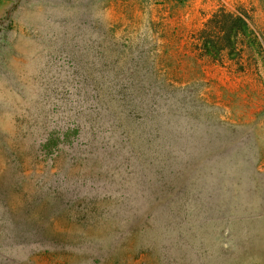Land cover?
<instances>
[{"label":"rangeland","instance_id":"obj_1","mask_svg":"<svg viewBox=\"0 0 264 264\" xmlns=\"http://www.w3.org/2000/svg\"><path fill=\"white\" fill-rule=\"evenodd\" d=\"M220 12L264 43V0H0V264H264V59L203 56Z\"/></svg>","mask_w":264,"mask_h":264},{"label":"trees","instance_id":"obj_2","mask_svg":"<svg viewBox=\"0 0 264 264\" xmlns=\"http://www.w3.org/2000/svg\"><path fill=\"white\" fill-rule=\"evenodd\" d=\"M197 47L203 56L217 63H222L228 58L231 60L239 58L245 62L248 54L246 50L253 51L257 57L264 59V43L248 20V16L242 13L216 14L198 36ZM75 135L77 133L67 132L65 135L61 134V137L47 141L44 145L47 156L53 154L54 148L73 143Z\"/></svg>","mask_w":264,"mask_h":264}]
</instances>
